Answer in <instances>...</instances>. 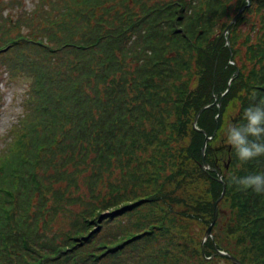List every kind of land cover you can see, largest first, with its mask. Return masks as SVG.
<instances>
[{
    "label": "trees",
    "instance_id": "trees-1",
    "mask_svg": "<svg viewBox=\"0 0 264 264\" xmlns=\"http://www.w3.org/2000/svg\"><path fill=\"white\" fill-rule=\"evenodd\" d=\"M15 2L0 80L28 85L0 155V264H264V193L230 179L264 174V156L241 163L225 135L264 102V0H37L4 17Z\"/></svg>",
    "mask_w": 264,
    "mask_h": 264
},
{
    "label": "rangeland",
    "instance_id": "rangeland-1",
    "mask_svg": "<svg viewBox=\"0 0 264 264\" xmlns=\"http://www.w3.org/2000/svg\"><path fill=\"white\" fill-rule=\"evenodd\" d=\"M5 1L8 2L10 0H0V2H3V3ZM16 1L17 2H15V6H13V7L7 6L8 8L4 9L2 11L3 16H6V14H8V12H11L10 14H12V16H19L22 11L33 9L34 3L37 2V0H16ZM177 1L180 2L182 0H177ZM247 6L248 5H246V7ZM3 7H4V5L2 6V8ZM0 11H1V9H0ZM235 15L233 16V18L235 17ZM236 23H234V24H236ZM234 24H232V25H234ZM246 30L249 31L248 29H246ZM165 40L166 39H164V41ZM6 77L7 76L4 75L3 79L0 80V83H1L0 84V91L2 94V101L0 104V155H1V153H3L6 150V148L8 147V145L10 144V142L12 140V137H13L12 127L17 124L19 118L23 115V101L26 98L25 91H26L27 85H28V81H26L24 79L20 78V79H17L15 81H8V80H6ZM148 77L149 76H147L146 78H141V79H133L131 84L137 85L140 83H144L145 80L148 79ZM230 83H231V81H229L228 84H230ZM147 84L151 85V83H147ZM151 91H156V89L151 90ZM227 91H228V89L225 92H227ZM218 106H221V103H218ZM232 118L235 119V121L232 120V124L234 125L237 121V116H234V114H232ZM18 143H19V141L17 140L15 144L18 145ZM148 156L149 155L144 154L143 157H145V159H147ZM70 168H72V167L70 166ZM83 168H85V166ZM204 168L208 169L207 166H204ZM99 169L104 171L103 172L104 176H107L113 184L119 183V174L117 171V165L114 161H110L109 164L101 165V167ZM107 171H109L110 173H108ZM36 178L39 179L40 177L36 176ZM90 181H92V176L88 180L89 185L91 184ZM87 192H88L87 186L82 185V189L74 190L71 193L75 197H78V196L84 197V193H87ZM138 194H140V192H138ZM70 207L76 208L77 205H75V206L71 205ZM220 213L221 212L218 210L217 217H216L217 221H219V217L225 218V216H226V212H222V216L219 215ZM223 218H221V221L219 222V224H221L223 222ZM55 225L56 226L64 225L63 219L58 218Z\"/></svg>",
    "mask_w": 264,
    "mask_h": 264
},
{
    "label": "clouds",
    "instance_id": "clouds-1",
    "mask_svg": "<svg viewBox=\"0 0 264 264\" xmlns=\"http://www.w3.org/2000/svg\"><path fill=\"white\" fill-rule=\"evenodd\" d=\"M246 123L229 125L225 130L226 143L234 150L241 163H247L264 156V102L244 111ZM231 182L243 190L251 189L256 194L264 193V174L249 175L243 178L232 176Z\"/></svg>",
    "mask_w": 264,
    "mask_h": 264
},
{
    "label": "water",
    "instance_id": "water-1",
    "mask_svg": "<svg viewBox=\"0 0 264 264\" xmlns=\"http://www.w3.org/2000/svg\"><path fill=\"white\" fill-rule=\"evenodd\" d=\"M244 11V7L243 8H241L239 11H238V13L235 15V17L231 20V22L228 24V26L225 28V30H224V33L226 34L228 31H229V29H230V26L232 25V24H234V23H236L237 22V20H238V17L240 16V14L242 13ZM237 73V72H236ZM204 110V108H202L199 112H198V114L196 115V117H195V120H194V123H196V120H197V118L199 117V115L201 114V112ZM206 141H207V138L205 139V141H204V144H203V147H202V149H201V152H202V162H203V165H206V163L204 162V156H203V153H204V150H205V144H206ZM224 190V189H223ZM217 204H218V201H216L215 203H214V217H213V219H212V222H211V224H210V226L208 227V229H207V231H206V237H210L211 236V230H212V226L214 225V223H215V221H216V215H217ZM219 255H222V256H226V254H224V253H222V252H219ZM228 258L232 261V262H234L235 264H240L235 258H233V257H230V256H228Z\"/></svg>",
    "mask_w": 264,
    "mask_h": 264
}]
</instances>
